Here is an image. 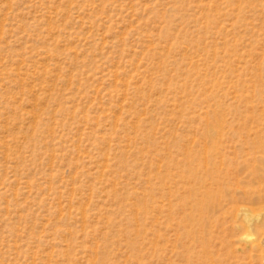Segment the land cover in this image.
Masks as SVG:
<instances>
[{
    "label": "rangeland",
    "instance_id": "obj_1",
    "mask_svg": "<svg viewBox=\"0 0 264 264\" xmlns=\"http://www.w3.org/2000/svg\"><path fill=\"white\" fill-rule=\"evenodd\" d=\"M0 264H264V0H0Z\"/></svg>",
    "mask_w": 264,
    "mask_h": 264
}]
</instances>
